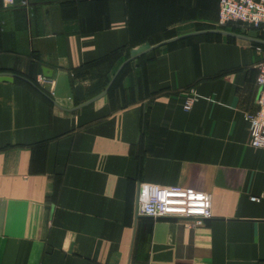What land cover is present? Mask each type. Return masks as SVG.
<instances>
[{
    "label": "crops",
    "instance_id": "1",
    "mask_svg": "<svg viewBox=\"0 0 264 264\" xmlns=\"http://www.w3.org/2000/svg\"><path fill=\"white\" fill-rule=\"evenodd\" d=\"M219 4L0 0V74L74 110L76 85L95 98L132 49L218 28ZM263 58L249 41L193 37L75 111L0 83V264H264V151L245 120ZM140 183L206 192L213 217H140Z\"/></svg>",
    "mask_w": 264,
    "mask_h": 264
},
{
    "label": "built area",
    "instance_id": "2",
    "mask_svg": "<svg viewBox=\"0 0 264 264\" xmlns=\"http://www.w3.org/2000/svg\"><path fill=\"white\" fill-rule=\"evenodd\" d=\"M3 1L6 7H11L16 0ZM230 25H240L248 33L264 29V0H220L218 27ZM257 51L264 52L260 47ZM257 85V110L246 113L245 120L249 124L251 146L264 151V58L258 66ZM192 93L193 97L184 106L186 111L191 110L195 101L194 90ZM136 214L153 220H179L199 226L213 217L212 199L210 194L192 188L140 183Z\"/></svg>",
    "mask_w": 264,
    "mask_h": 264
},
{
    "label": "water",
    "instance_id": "3",
    "mask_svg": "<svg viewBox=\"0 0 264 264\" xmlns=\"http://www.w3.org/2000/svg\"><path fill=\"white\" fill-rule=\"evenodd\" d=\"M205 35H217V36H222V37H227V38H233L236 40H245V41H249L252 42L254 44H258V45H263L264 46V40L260 39L258 37V32L257 31H250L247 35H242V34H236L233 32H229L226 30H222V29H214V30H205V31H197V32H192V33H188L185 35H181L169 40H165L163 42H160L158 44L155 45H151L150 43H145L140 45L137 48H134L130 51V57L128 60H126L117 70V72L115 73V75L113 76L112 80L110 81L109 85L107 86V88L98 96H96L95 98L91 99V100H86L85 97V93H84V88L78 84L75 87V93H76V100L79 103V105L74 109V110H68L65 109L61 106H58L51 97H49L46 93H44L41 88H39L34 82H32L31 80H29L28 78L16 75V74H11V73H1L0 74V83H15L16 80H22L26 83H28L29 85H31L32 87H34L36 90H38L39 92H41L44 96H46L55 106L59 107L60 109H63L65 111H75V110H79L81 108H83L84 106L91 104L99 99H101L102 97L106 96L108 94V92L110 91V89L112 88V86L114 85L116 79L119 77V75L122 73V71L124 70V68L130 64L132 67H134L135 65H139V61L142 57L146 56L147 54L172 43L178 42V41H182V40H186L192 37H198V36H205Z\"/></svg>",
    "mask_w": 264,
    "mask_h": 264
},
{
    "label": "trees",
    "instance_id": "4",
    "mask_svg": "<svg viewBox=\"0 0 264 264\" xmlns=\"http://www.w3.org/2000/svg\"><path fill=\"white\" fill-rule=\"evenodd\" d=\"M216 29H222V30H226V31H229V32H233V33H236V34H242V35H246L247 33H248V31L247 30H243V28L242 27H240V25H230V26H228V27H224V28H216ZM257 32H258V37L260 38V39H262V40H264V29H260V30H257ZM205 37L206 38H215V39H218V40H220V39H222L223 37L222 36H217V35H205ZM193 39V37L192 38H189V39H186V40H182V41H178V42H175V43H172V44H169V45H174V44H177V43H180V42H184V41H188V40H192ZM228 40H230V41H235L236 39H233V38H227ZM254 46L257 48V47H260V48H262L263 50H264V46L263 45H258V44H254ZM145 58V56L144 57H142L141 59H140V61H139V64L142 62V60ZM135 66H138V65H135ZM133 69V67L130 65V64H128L125 68H124V70L122 71V73L119 75V77L116 79V81H115V83H114V85L112 86V88L110 89V91H109V93H111L113 90H114V88L118 85V83L121 81V79L123 78V76L128 72V71H130V70H132ZM30 80V79H29ZM32 82H34L39 88H41L38 84H37V82L35 81V80H31ZM17 82L18 83H21V84H23V85H25L27 88H29L30 90H32L33 92H35L37 95H39L40 97H42V98H44L45 100H48L49 102H51L46 96H44L41 92H39L38 90H36L34 87H32L31 85H29L28 83H26V82H24V81H22V80H17ZM44 93H46L48 96H49V94L46 92V91H44L43 89H41ZM105 90V89H104ZM103 90V91H104ZM49 97H51V96H49ZM52 103V102H51ZM149 219H151V218H149Z\"/></svg>",
    "mask_w": 264,
    "mask_h": 264
}]
</instances>
